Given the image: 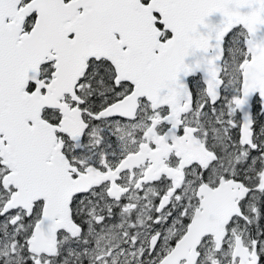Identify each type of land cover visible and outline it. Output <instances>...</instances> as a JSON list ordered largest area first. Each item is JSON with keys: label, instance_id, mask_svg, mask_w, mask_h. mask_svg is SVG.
I'll list each match as a JSON object with an SVG mask.
<instances>
[{"label": "snow or ice", "instance_id": "6c2138e0", "mask_svg": "<svg viewBox=\"0 0 264 264\" xmlns=\"http://www.w3.org/2000/svg\"><path fill=\"white\" fill-rule=\"evenodd\" d=\"M0 264H264V0H0Z\"/></svg>", "mask_w": 264, "mask_h": 264}]
</instances>
